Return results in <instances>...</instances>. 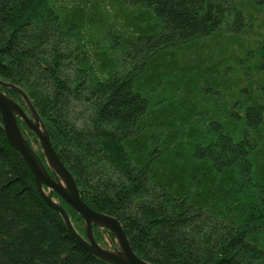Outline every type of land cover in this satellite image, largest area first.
Returning <instances> with one entry per match:
<instances>
[{"label": "trees", "instance_id": "trees-1", "mask_svg": "<svg viewBox=\"0 0 264 264\" xmlns=\"http://www.w3.org/2000/svg\"><path fill=\"white\" fill-rule=\"evenodd\" d=\"M88 4L0 0V80L13 86L0 90L27 113L16 89L28 97L84 202L118 219L143 260L264 264V33L252 31L264 0H135L139 21L107 14L102 28ZM226 33L250 46L163 59ZM0 264H109L42 197L1 115Z\"/></svg>", "mask_w": 264, "mask_h": 264}, {"label": "water", "instance_id": "water-1", "mask_svg": "<svg viewBox=\"0 0 264 264\" xmlns=\"http://www.w3.org/2000/svg\"><path fill=\"white\" fill-rule=\"evenodd\" d=\"M0 86L13 87L11 84L3 82H0ZM16 90L25 97L35 118L30 117L19 103L12 100L0 90V115L7 139L30 166L32 172L34 173L36 185L40 194L51 207L61 214L69 233L90 253L109 264H151L136 254L122 224L118 219L110 215L100 213L92 209L84 202L82 193L75 178L59 157L49 138L46 128L40 122V118L35 108L32 106L28 97L21 90ZM19 119L24 122L26 127L40 141L48 163L55 172V177L49 173L40 157L23 135L19 125ZM44 188L50 190L51 194L48 195ZM53 193H56L85 221L87 232L86 238L76 231L63 205L53 200ZM95 226L106 229L115 236L121 248V253L109 251L97 243L93 231Z\"/></svg>", "mask_w": 264, "mask_h": 264}, {"label": "rangeland", "instance_id": "rangeland-1", "mask_svg": "<svg viewBox=\"0 0 264 264\" xmlns=\"http://www.w3.org/2000/svg\"><path fill=\"white\" fill-rule=\"evenodd\" d=\"M64 1L68 4V6L69 5L74 6L75 3L80 2V0H64ZM134 4H135V0H89V4L86 8V13H87V16L92 17L93 19H95V21L98 22V24H97L98 28H102V26H104V24H102L101 19L104 18V15H107V14H109L110 16H113V17H118V18L122 17L123 19L126 17L127 19H131V20L134 19V21L135 20L139 21L142 14L144 13V11L148 8H145L141 5L135 6ZM263 14L257 15L255 13V21L253 23L252 31H255V32L260 31V32L264 33V15ZM248 35L252 36V34L250 35L249 33H248ZM242 45H243V47H242ZM249 46H250V43H249V39H247V38L242 39L240 36L238 38H232V36L230 34H227V33L226 34H219V35H213L210 37L200 39V40L196 41V43H194V44L181 45V46L173 47L172 49H170V51H169L170 53H168L170 55L168 57H164L163 59L166 61H170V62L172 61L177 65L179 64V65L189 66L191 64L189 60H192V58H195V59H197L198 62H200L203 60L202 56L210 53L211 50L214 48L215 49L225 48L228 51L229 50H235L234 48H236L237 51H240V49L243 48L245 50ZM237 54H239V53H237ZM200 57H201V59H200ZM242 59L248 60L246 56H245V58L243 57ZM0 82L6 83L2 80H0ZM211 82L212 81L209 80L208 83L202 85V89L209 91L213 86V83H211ZM7 84H9V83H7ZM164 93H165V97H167L169 99L168 91H166ZM28 112H29L28 115L30 117L35 118L32 110L30 108H28ZM40 122H41V120H40ZM41 124H42V122H41ZM34 148L36 150V151L34 150L36 153L40 152L44 155V159L50 168L49 169L50 171L48 169L47 170L49 171L50 174L55 176V172L50 167L48 160L46 158V155L44 153V150H43L41 143L39 141H38V144L34 145ZM37 155H38V153H37ZM40 159H41V157H40ZM42 162L46 166V164L44 163L43 160H42ZM46 168H47V166H46ZM46 193L48 195H50L51 191L48 190ZM52 197H53V194H52ZM84 223H85V221H84ZM97 228H99L101 231H108V230L102 229L100 227H97ZM93 231H94V237L96 239V234H95L94 228H93ZM82 236L84 238H86V236H87L86 223L84 226V234ZM114 238H115V236H114ZM97 243H98V241H97ZM99 245L101 247L109 250V251H112L115 253H121V248L119 246L117 239L116 238L112 239L111 236H109L107 234L104 235V237L101 241V244H99Z\"/></svg>", "mask_w": 264, "mask_h": 264}]
</instances>
